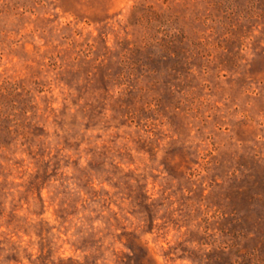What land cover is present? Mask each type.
Segmentation results:
<instances>
[{
    "label": "rangeland",
    "instance_id": "obj_1",
    "mask_svg": "<svg viewBox=\"0 0 264 264\" xmlns=\"http://www.w3.org/2000/svg\"><path fill=\"white\" fill-rule=\"evenodd\" d=\"M0 264H264V0H0Z\"/></svg>",
    "mask_w": 264,
    "mask_h": 264
}]
</instances>
